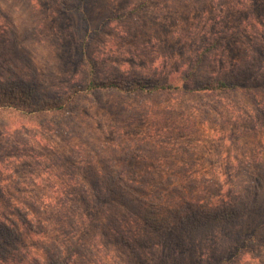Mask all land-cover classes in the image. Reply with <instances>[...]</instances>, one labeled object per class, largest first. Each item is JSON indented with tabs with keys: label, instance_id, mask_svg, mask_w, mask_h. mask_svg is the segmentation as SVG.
I'll return each instance as SVG.
<instances>
[{
	"label": "rangeland",
	"instance_id": "obj_1",
	"mask_svg": "<svg viewBox=\"0 0 264 264\" xmlns=\"http://www.w3.org/2000/svg\"><path fill=\"white\" fill-rule=\"evenodd\" d=\"M184 77L229 79L236 93L78 92L95 79H145L150 85L170 79L192 89ZM13 82L31 88L36 102L80 95L66 123L51 115L22 133L5 126L26 121L24 116L0 109V212L15 221L1 241L24 251L16 257L36 264L59 255L72 256L70 264H222L226 257L227 264L264 263V245L251 253V239L238 237L249 216L230 224L203 220L164 240L159 231L148 238L130 232L123 220L120 232L108 207L106 217L73 200V190L98 182L95 169L117 164L164 173L144 179L150 185L193 183L195 193L205 195L223 175L224 186L239 196L244 187L251 192L254 159L264 158V127L255 130L251 121L252 96L264 99V0H0L1 91ZM208 102L216 108L207 112ZM258 117L256 124H263L264 115ZM182 123L185 138L168 156H152L148 143L166 136L160 129L177 130ZM114 148L132 156L125 163L104 160L116 154ZM179 169L185 175L175 177ZM9 203L21 213L11 212Z\"/></svg>",
	"mask_w": 264,
	"mask_h": 264
},
{
	"label": "trees",
	"instance_id": "obj_2",
	"mask_svg": "<svg viewBox=\"0 0 264 264\" xmlns=\"http://www.w3.org/2000/svg\"><path fill=\"white\" fill-rule=\"evenodd\" d=\"M10 81L12 82V80ZM183 81L193 84L192 89L185 90L184 86L173 85L170 79L166 82L162 81L153 85H150L145 79L122 83L110 79H95L88 83V88L85 91L78 90V92H83V96L87 95L86 91L88 90L92 91L89 95L96 92L141 93L149 95L162 92H181L190 96L198 95L209 98L218 97L221 94L236 93V86H232L229 79L204 82L196 77L189 79L188 77H184ZM21 82L23 83V81ZM5 86L2 91L0 89V109L19 111L24 116L22 119L26 120L14 124L9 119L10 121H6L7 125L5 126V129L9 131L10 128H13L15 131L17 130L22 133L26 129L29 130L28 124L31 122H33L31 124L34 126L40 127V120L45 119V123H47L51 115H58V118H62L61 123H66L64 121L68 118V113L70 114V120L77 112L80 95L76 91L59 99H42L40 102H36L34 101V91L31 88L26 86L21 87L20 84L14 85V82L7 83ZM253 92L257 93L255 89ZM252 97L254 100L251 102V121L254 122V128L257 130L259 127H264V123L257 125L255 122L259 118L258 116L264 115V99L261 98L259 93ZM201 104L203 103L201 102ZM204 104H206L207 112L210 111V108L215 107L212 102ZM183 118L186 120V117ZM186 125V123H182L177 130H172V128L169 129L168 127L160 129V132L166 134V136L159 141V138H156V136L154 142L148 143V146L152 147L150 150L151 155H158L159 158L168 156L170 154L169 151L176 147L177 142L181 138H185L186 134L181 131L188 129ZM70 128L71 132L81 133L75 127ZM177 132L178 136L176 135ZM114 150L116 154L113 156L107 155L103 159L108 162L120 161L125 163V158L132 156H127L124 153L121 154L118 148L117 150L114 148ZM254 161L258 166L255 167L254 171L252 170L253 172L251 171V177H248L251 183V192L248 188L244 187L246 190H244L242 196L224 186L221 180V178H224L223 175H219L215 185H210L214 190L210 193L207 192L208 190H205L207 199L204 200L205 195L195 193L196 185L193 183L190 187L184 185H173L171 187V183L150 185L144 179L155 178L157 175H164V173H158V171L151 169L127 171L117 164L112 169L107 167L105 170L95 169L93 172L94 179L98 182L91 183L89 188L81 185L78 189L73 190L75 192L73 200H75V203L79 207L95 208L104 212L105 215L108 214L107 209H110L116 215L115 217H109V220L120 232H125L121 223V220H123L130 232L139 230L140 232H145L147 235L145 237L148 238L152 231H159L163 232L162 239L164 240H172V235L178 236L177 229L195 228L203 223V220L208 222L215 218L217 222H227L230 224L235 222L237 218L249 216L251 218L250 224L246 226L247 228L243 232H240L238 237L244 239L248 236L247 239H251V253H254L256 247L264 245V158L258 156ZM168 173L172 174V171H168ZM174 174L175 177L183 176L185 172L179 169ZM138 178L139 181H136ZM189 178H192L191 174ZM102 180L103 182H101ZM190 181L193 182L192 180ZM170 192L174 193L175 196L169 195L168 193ZM202 196L203 198H201ZM8 207H10L11 212L21 213V208H15L16 205L14 203H9ZM183 212L185 213L183 214ZM176 215H178L179 219H176L177 222L175 223L171 218ZM14 226L15 221L9 217L7 212H0V264H36V259H33L34 262H32L33 260H27L25 257H16L15 254L24 253L22 249L14 247L11 250L2 246V236H8L7 234L11 233V229ZM122 242L124 243L125 241ZM237 244V242L233 243L232 248L237 246ZM237 251H239V247L235 251L236 255ZM260 255L262 259L264 252ZM72 259V256L61 257L59 255L57 259H54L52 256L49 257L50 264H70ZM227 260L228 257L221 259V263L227 264ZM210 261L211 259L207 262L214 264ZM260 261L264 262V260Z\"/></svg>",
	"mask_w": 264,
	"mask_h": 264
}]
</instances>
